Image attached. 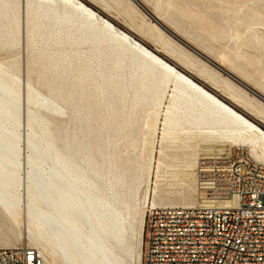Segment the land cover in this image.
I'll return each mask as SVG.
<instances>
[{
	"label": "bare ground",
	"instance_id": "6f19581e",
	"mask_svg": "<svg viewBox=\"0 0 264 264\" xmlns=\"http://www.w3.org/2000/svg\"><path fill=\"white\" fill-rule=\"evenodd\" d=\"M90 1L111 10L110 1L124 0ZM22 10L31 63L48 92L23 81L18 64L0 60V206L14 225L26 215L28 237L46 264L143 263L146 213L139 204L138 171L146 166L120 165L111 146L149 148V173L157 155L160 169L172 150L191 174L201 176L207 205L226 203L213 195L210 176L235 147H247L264 162L262 126L83 0H0V48L20 43ZM166 25L264 98L255 84ZM136 27L264 118V106L207 63L199 66L159 24ZM256 41L264 51V34ZM59 109L67 120L57 119Z\"/></svg>",
	"mask_w": 264,
	"mask_h": 264
},
{
	"label": "rangeland",
	"instance_id": "374dc122",
	"mask_svg": "<svg viewBox=\"0 0 264 264\" xmlns=\"http://www.w3.org/2000/svg\"><path fill=\"white\" fill-rule=\"evenodd\" d=\"M83 1L102 12L105 16H108V18L121 28L131 32L148 47L158 51L161 56L191 75L195 80L217 94L221 99L237 107L240 112L244 113L264 128V118L256 111L252 110L249 106L236 104L223 86L216 85L210 79L202 75L197 69L183 66L178 62V59L168 54L151 36L140 32L136 27L138 23L145 22L147 27H151L153 23H157V21L144 11L134 0H131L132 2L130 0H124L121 5H116V3L114 4L113 1H110L112 6L111 10L104 9L103 5L100 3L94 4L90 0ZM139 1L151 11L156 19L157 16L161 17V20L159 19L161 23L165 25L168 24L176 29L192 43L214 58L223 61L226 66L233 68L241 77L249 81L252 85L255 84L258 89L264 92V51L260 49L256 41L258 35L264 34V0ZM22 21L20 43L13 49L0 48V60L7 64H18L22 80H31L43 94H47V85L44 83L43 79H39V67L33 66L31 63V49L26 26V13L23 10ZM165 32L172 36L167 30H165ZM177 41L182 44L184 50L191 57L198 61L199 66L207 63L208 67L220 72L222 77L227 79L231 78L227 73L213 66V64L191 48L179 40ZM230 80H233L245 95L248 97L250 96L249 98L253 100L257 107L264 106V100L262 98L236 82L233 78ZM170 92L171 90L169 93ZM164 102V105L168 104V98H166ZM58 111V120L65 121L68 119L66 112L60 109ZM146 130V126L142 128L141 137L145 135ZM157 144L160 147L158 142ZM248 151L250 152L249 149ZM109 152L111 155L117 154L118 161L122 166L126 164L129 166L133 165V168L134 166H146L144 170L138 171L140 176L138 197L140 199L139 204H141V213H146V210L155 202L156 204L180 206L207 205L205 203V194H203L201 189V176L191 174V170L185 167L182 162L181 156H179V158L173 157L172 150H170V157L166 158V163L161 165L160 169L157 168L160 163L159 156L157 155L150 173L148 171L149 148H128L123 142L111 146ZM167 165H169V167ZM146 194L147 200L145 201ZM202 201L205 204H203ZM18 220L19 224L14 225L0 206V247H13L18 245L37 247L28 237L26 215L23 213L20 214ZM7 241L10 243L6 244L5 242Z\"/></svg>",
	"mask_w": 264,
	"mask_h": 264
},
{
	"label": "built area",
	"instance_id": "2783aa9c",
	"mask_svg": "<svg viewBox=\"0 0 264 264\" xmlns=\"http://www.w3.org/2000/svg\"><path fill=\"white\" fill-rule=\"evenodd\" d=\"M221 205L151 206L142 264H264V162L235 147L211 172ZM0 264H46L30 245L0 247Z\"/></svg>",
	"mask_w": 264,
	"mask_h": 264
},
{
	"label": "water",
	"instance_id": "95a60500",
	"mask_svg": "<svg viewBox=\"0 0 264 264\" xmlns=\"http://www.w3.org/2000/svg\"><path fill=\"white\" fill-rule=\"evenodd\" d=\"M144 11H146L149 15H151L156 21H157V23L161 26V27H163L165 30H167L168 31V29H166V27L164 26V24H162L160 21H158L157 19H156V17H154V15L151 13V11H148V10H146L145 8H144V6L142 5V3H140L138 0H134ZM174 38H176L177 40H179L177 37H176V35H174L173 33H171L170 31H168ZM180 41V40H179ZM180 42H182V41H180ZM183 43V42H182ZM183 44H185V43H183ZM186 45V44H185ZM186 46H188V45H186ZM189 47V46H188ZM189 48H191V47H189ZM193 51H194V49H192ZM196 52V51H195ZM197 53V52H196ZM197 54H199V53H197ZM200 55V54H199ZM200 56H202V55H200ZM203 57V56H202ZM204 58V57H203ZM207 61H208V59H206ZM210 62V61H209ZM211 63V62H210ZM211 64H213L214 65V63H211ZM215 67H217V68H219L217 65H214ZM219 70H221V71H223L222 69H220L219 68ZM223 72H225L226 73V71H223ZM228 74V73H227ZM229 76H231V75H229ZM231 78H233L236 82H238L239 84H241L242 86H244L245 88H247V89H249L250 91H252V89H250L249 87H247L246 85H244L241 81H238L236 78H234V77H232L231 76ZM252 92H254V91H252ZM257 96H259L260 98H262L263 100H264V98L262 97V96H260V95H258L257 93H255ZM260 125V124H259Z\"/></svg>",
	"mask_w": 264,
	"mask_h": 264
},
{
	"label": "crops",
	"instance_id": "0c3cea01",
	"mask_svg": "<svg viewBox=\"0 0 264 264\" xmlns=\"http://www.w3.org/2000/svg\"><path fill=\"white\" fill-rule=\"evenodd\" d=\"M234 106V105H233ZM237 108V107H236Z\"/></svg>",
	"mask_w": 264,
	"mask_h": 264
}]
</instances>
